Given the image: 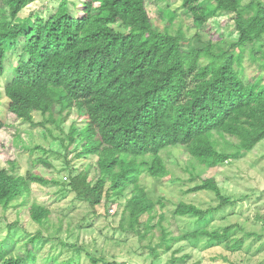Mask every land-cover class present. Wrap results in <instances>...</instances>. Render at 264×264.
<instances>
[{"label":"trees","instance_id":"obj_1","mask_svg":"<svg viewBox=\"0 0 264 264\" xmlns=\"http://www.w3.org/2000/svg\"><path fill=\"white\" fill-rule=\"evenodd\" d=\"M33 1L0 0V76L6 53L20 45L3 92L7 110L31 126L60 127L73 109L80 112L82 126L70 124L66 147L73 146L75 158L92 160L70 176L71 191L91 207L101 203L106 183V199L109 193L129 191L123 210L127 226L121 228L140 239L148 237L147 248L155 257L188 236L223 239L226 229L172 234L163 202L150 196L139 177L167 174L161 152L171 147L185 151L193 169L207 170L228 159L216 147L218 137L234 139L241 152L264 139V1L181 0L194 27L186 50L180 27L173 32L152 25L146 0H80L71 3L75 14L69 0H60L47 18H20ZM167 13L172 24L173 14ZM230 18L234 29L226 40ZM245 54L261 70L249 81L243 78ZM34 112L43 120L35 122ZM4 125L0 120V128ZM89 168L96 174L93 179L88 178ZM29 182L56 183L36 172L21 176L1 168L0 206L26 203ZM200 190L214 192L220 201L204 210L181 201L173 214L203 220L233 204L212 178L187 192ZM27 212L38 223L49 215L33 200ZM4 257L0 252V264L33 260L31 252L27 258Z\"/></svg>","mask_w":264,"mask_h":264},{"label":"rangeland","instance_id":"obj_2","mask_svg":"<svg viewBox=\"0 0 264 264\" xmlns=\"http://www.w3.org/2000/svg\"><path fill=\"white\" fill-rule=\"evenodd\" d=\"M59 1L35 0L26 5L19 16L30 17L32 21L37 16L47 18ZM69 2L75 14L77 8L71 3L78 5L80 0ZM145 7L153 26L161 30L171 27L173 32L181 28L185 34L181 47L186 50L194 27L191 16L181 7V0H146ZM167 12L173 14L172 24L167 22ZM224 28L225 39H231L228 36L234 29L231 18ZM191 43L203 47L196 40ZM19 55L18 44L6 53L5 71L0 76V120L5 124L0 128V169L6 168L13 175L21 176L36 172L56 183L29 182L26 203L16 201L7 209L0 206V252L4 258H27V253L31 252L33 260L28 259L25 264H264V139L248 152H241L234 139L218 137L216 147L228 154V159L207 170L199 166L193 169L190 158L181 148L171 147L161 152L167 174L150 177L142 173L139 179L150 196L163 202L172 234L184 235L200 229L210 232L226 229L227 233L221 240L188 236L155 257L147 248L148 237L140 239L121 228L127 226V214L123 215V210L130 198L129 191L122 195L109 193L106 199L104 195L109 191L106 183L102 201L95 207L79 200L71 191L70 176L92 160V157L75 158L73 146L66 147L70 124L82 126L79 111L73 109L66 122L57 127L50 123L31 126L7 110L3 86L12 78ZM243 68V78L248 81L261 74L246 54ZM33 119L35 122L43 120L38 112L33 113ZM40 160L47 161L49 166ZM95 176L94 170L89 168L88 178ZM208 178L214 179L221 196L233 204L210 213L203 220L174 215L173 210L181 201L203 210L218 204L220 199L212 191L187 192L189 187ZM32 200L49 210V215L40 223L33 221L27 212ZM36 235L38 237L32 240Z\"/></svg>","mask_w":264,"mask_h":264}]
</instances>
